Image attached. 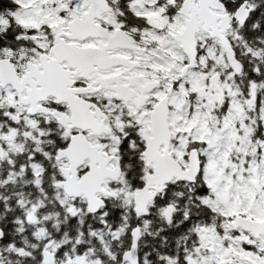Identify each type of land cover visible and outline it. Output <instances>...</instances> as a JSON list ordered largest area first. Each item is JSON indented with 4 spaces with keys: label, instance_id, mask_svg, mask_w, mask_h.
Segmentation results:
<instances>
[{
    "label": "snow or ice",
    "instance_id": "snow-or-ice-1",
    "mask_svg": "<svg viewBox=\"0 0 264 264\" xmlns=\"http://www.w3.org/2000/svg\"><path fill=\"white\" fill-rule=\"evenodd\" d=\"M0 264H264V0H0Z\"/></svg>",
    "mask_w": 264,
    "mask_h": 264
}]
</instances>
